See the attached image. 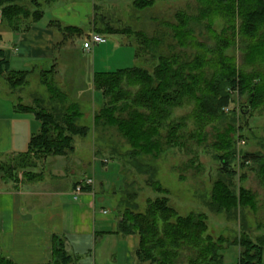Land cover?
<instances>
[{
    "label": "rangeland",
    "instance_id": "374dc122",
    "mask_svg": "<svg viewBox=\"0 0 264 264\" xmlns=\"http://www.w3.org/2000/svg\"><path fill=\"white\" fill-rule=\"evenodd\" d=\"M45 1L36 0L44 13L39 26L52 17ZM86 1L90 3L88 6ZM135 2L57 0L54 3L62 8L60 12H66L60 18L63 26H76L82 31V35L74 39L63 41L60 33L54 39L53 64L57 75L53 78L69 101L63 102L60 97L51 95L41 84V72L31 74L27 85L10 95L14 99L20 98V103L25 106H40L46 112H63L70 107V103H75L80 112L76 124L88 128V134L84 138H74L73 152L57 156L64 158L60 162L65 178L59 183L47 180L51 171L48 165L54 158L48 157L29 174L17 171L18 185L24 181L46 179L52 186L66 187L70 182L91 178L95 196L97 200L101 199L100 207L106 211L111 224L116 222L115 229L122 214L146 215L155 203L168 210V222L159 220L158 223L166 229H169L166 225L174 224L176 218L201 216L205 225L204 236L220 246L221 264H238V242L242 238H248L253 243L264 242V101L250 99L249 93L242 95L238 90L235 93L230 91L234 95L215 120L198 118V112L192 105L173 110L159 130V151L151 150L149 154L132 148L129 139L117 126L104 121L96 123L95 117L100 112L103 99L93 87V74L133 67L153 72L159 54L152 56L144 52L135 34L141 33L150 38L155 35L169 36V25L180 19L177 14L189 19L197 15L195 0H153L146 9L136 8ZM34 3L33 0L16 1L17 5L29 10H33ZM1 24L7 29L2 20ZM226 27L220 19L211 25L204 20L194 27L199 43L203 45L197 49H202L205 58L214 62L215 69L221 67L218 58L223 54V58H227L223 65L231 64L239 70L252 72L253 67L245 69L241 63L242 45L238 32L232 46L229 45L221 54L216 50L221 41L231 40L232 33L224 31ZM94 28L100 30L98 34L106 41L86 50L83 44L90 42ZM106 30L117 33L107 34ZM137 47L143 51L138 58L135 57ZM40 67L42 72L52 70L50 64L43 63ZM0 85L1 93L8 90L3 82ZM171 133L172 137L168 139ZM228 142L231 146L225 149ZM245 153L255 154L261 163H243L241 159ZM219 157L228 160L230 166L227 171L222 170ZM14 161L13 156L0 157V164L6 166ZM71 168L76 173L71 174ZM2 176L3 173L0 175V187L7 184ZM47 188L50 187H44ZM224 189L235 197V205L227 206L230 199L222 200ZM245 198L243 205L241 199ZM128 237L136 240L134 236ZM123 240L118 239L114 247L116 255L124 251L121 248ZM80 254L76 263L87 264L89 261L82 260L92 257L93 249H84ZM122 258L121 255L118 257V264L124 263Z\"/></svg>",
    "mask_w": 264,
    "mask_h": 264
},
{
    "label": "trees",
    "instance_id": "16d2710c",
    "mask_svg": "<svg viewBox=\"0 0 264 264\" xmlns=\"http://www.w3.org/2000/svg\"><path fill=\"white\" fill-rule=\"evenodd\" d=\"M17 0H0L1 20L12 32H19L24 22L33 25L39 22L44 13L40 4L33 0V10L16 4ZM57 0H46L45 5L51 7ZM197 15L189 19L177 14L180 19L169 25V36L147 37L136 33L139 47L154 56L159 54L158 64L149 72L146 69L133 67L115 72L95 73L92 84L102 95L103 105L95 117V122L104 121L119 128L129 139L132 148L149 154L160 149L159 130L162 122L171 116L173 110L192 105L197 110L198 118L218 119L221 109L227 105L230 97L238 90L243 95L249 93L250 99L264 101V0H195ZM153 0H136L135 7L146 9ZM222 20L227 25L224 31L232 33L231 40L222 39L218 48L219 54L233 45L240 35L243 68L253 67L252 72H245L233 65H223L227 58L223 54L218 62L221 67L214 68V62L205 58L194 27L204 20L211 25L215 20ZM49 28L57 31L63 41L80 37L82 31L76 26H61L58 21H51ZM26 24L25 29H27ZM100 32L94 28L93 34ZM116 34L117 32H107ZM201 44V45H200ZM231 45V46H232ZM138 47L135 57L143 52ZM194 51V52H193ZM191 52V53H190ZM32 71L11 72L0 49V84L3 82L10 95L17 93L27 85ZM41 84L51 95L68 102L69 97L61 91L54 81L55 72H41ZM258 80V82H256ZM2 85H0L1 87ZM11 96V95H10ZM12 97V96H11ZM13 110L19 114H31L40 124V129L30 137L27 150L14 157V163L6 166L0 164V175L4 183L15 188L19 178L17 171L29 174L40 161L48 157L66 156L73 152L75 137L84 138L88 128L77 126L80 116L78 106L70 103L65 111L46 112L40 106H25L21 99L12 97ZM116 115V116H114ZM172 133L168 135L171 139ZM225 140V139H224ZM223 140V141H224ZM222 141V140H221ZM228 141V140H227ZM230 141V140H229ZM225 145V149L230 148ZM222 170L227 171L230 164L224 157H219ZM242 162L261 163L255 154L245 153ZM7 175V176H6ZM77 185V184H76ZM83 192H91L92 187L83 186ZM224 199H230L227 206L235 205V197L224 189ZM246 198L241 199L245 204ZM167 208L155 203L146 215L124 213L120 216L115 234L122 238L134 236L137 244L133 256L139 263L149 264H221L220 246L212 239L204 236L205 225L201 216L176 218L175 223L161 227L160 221L167 223L170 216ZM160 220V221H159ZM66 239L54 235L51 240V262L49 264H77L76 258L66 249ZM240 256L238 264H263L264 242L253 243L248 238L238 242ZM0 264H17L7 258L0 250Z\"/></svg>",
    "mask_w": 264,
    "mask_h": 264
},
{
    "label": "crops",
    "instance_id": "0c3cea01",
    "mask_svg": "<svg viewBox=\"0 0 264 264\" xmlns=\"http://www.w3.org/2000/svg\"><path fill=\"white\" fill-rule=\"evenodd\" d=\"M87 6L90 4L87 2ZM52 17L42 26L27 21L19 32H12L1 24L0 49L11 72H42L41 64H50L54 69L56 31L49 28L51 21L63 26L58 4L51 7ZM89 12V10H88ZM87 12V13H88ZM72 26V25H68ZM40 67V68H39ZM95 74V73H94ZM93 74V75H94ZM57 75V71L55 76ZM7 91H0V157L16 156L27 150L28 142L40 129V124L31 114L15 113L13 99ZM62 157H54L49 163L50 183H59L65 178ZM47 161V160H46ZM71 174L76 173L71 168ZM85 179V178H83ZM81 181L70 182L66 187L50 185L44 180L24 181L15 188L12 184L0 187V250L17 264H49L51 262V240L54 235L66 239L65 249L76 259L84 249H93V255L82 261L90 264H118L120 255L124 263H139L133 256L137 241L123 238L122 253L116 255L119 236L115 234V223L106 216L95 190L75 194L74 188ZM44 187H50L44 189ZM105 212V214H104ZM112 225V226H111ZM83 257V256H82ZM81 258V257H80ZM87 262V264H89Z\"/></svg>",
    "mask_w": 264,
    "mask_h": 264
},
{
    "label": "built area",
    "instance_id": "2783aa9c",
    "mask_svg": "<svg viewBox=\"0 0 264 264\" xmlns=\"http://www.w3.org/2000/svg\"><path fill=\"white\" fill-rule=\"evenodd\" d=\"M105 38L101 35L92 34L90 37V42H85L83 44V48L86 50H90L92 46L99 45L105 43ZM83 186L92 187L93 186V180L90 178L84 179L80 181L74 188L75 194H80L82 191ZM105 214V212H104Z\"/></svg>",
    "mask_w": 264,
    "mask_h": 264
}]
</instances>
